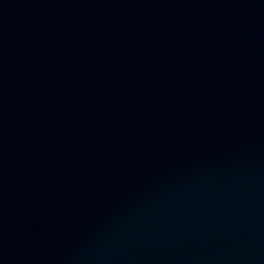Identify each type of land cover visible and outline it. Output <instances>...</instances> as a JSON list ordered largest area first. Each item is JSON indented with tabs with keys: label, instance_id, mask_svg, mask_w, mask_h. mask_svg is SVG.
Returning <instances> with one entry per match:
<instances>
[{
	"label": "water",
	"instance_id": "water-1",
	"mask_svg": "<svg viewBox=\"0 0 264 264\" xmlns=\"http://www.w3.org/2000/svg\"><path fill=\"white\" fill-rule=\"evenodd\" d=\"M0 264H264V0L0 4Z\"/></svg>",
	"mask_w": 264,
	"mask_h": 264
}]
</instances>
